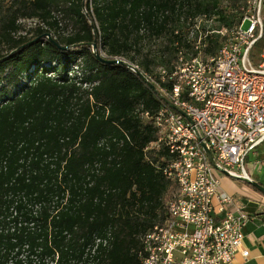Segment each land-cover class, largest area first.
<instances>
[{
	"label": "trees",
	"instance_id": "trees-1",
	"mask_svg": "<svg viewBox=\"0 0 264 264\" xmlns=\"http://www.w3.org/2000/svg\"><path fill=\"white\" fill-rule=\"evenodd\" d=\"M248 1L0 0V264H140L179 193L168 151L149 149L167 104L107 61L162 82L200 36L217 55Z\"/></svg>",
	"mask_w": 264,
	"mask_h": 264
},
{
	"label": "built area",
	"instance_id": "built-area-1",
	"mask_svg": "<svg viewBox=\"0 0 264 264\" xmlns=\"http://www.w3.org/2000/svg\"><path fill=\"white\" fill-rule=\"evenodd\" d=\"M244 12L239 26L220 32L228 39L214 57L203 59L200 36L196 56L180 55L172 74L157 69L162 82L146 76L159 99L190 120L167 103L152 117L160 137L149 149L168 151L158 168L179 193L167 205L165 224L142 238L140 264H237L238 254L248 259L244 228L250 216L221 189L223 177L252 181V168L264 167V161L247 165L264 144V0H249ZM167 79L171 87L162 85Z\"/></svg>",
	"mask_w": 264,
	"mask_h": 264
},
{
	"label": "crops",
	"instance_id": "crops-1",
	"mask_svg": "<svg viewBox=\"0 0 264 264\" xmlns=\"http://www.w3.org/2000/svg\"><path fill=\"white\" fill-rule=\"evenodd\" d=\"M254 163V162H251ZM252 168V167H251ZM253 169V180L262 184L264 186V180H259V178H254L256 172L261 173L264 169L257 168ZM239 181L231 180L226 177L222 178L221 189L233 195L239 200L243 205V199L246 197H251L253 200L261 203L262 210L264 211V198L261 192L252 187L251 185L241 186L238 184ZM257 190V191H256ZM262 194V195H261ZM245 206V205H244ZM250 216V221L244 228L245 242L244 247L249 252L248 259H245L242 254H238L236 257L237 264H264V224L254 221L252 216ZM257 219L264 221V213L261 212L256 215Z\"/></svg>",
	"mask_w": 264,
	"mask_h": 264
},
{
	"label": "rangeland",
	"instance_id": "rangeland-1",
	"mask_svg": "<svg viewBox=\"0 0 264 264\" xmlns=\"http://www.w3.org/2000/svg\"><path fill=\"white\" fill-rule=\"evenodd\" d=\"M55 16H56L57 20H59L60 26L63 27V29H64V30H61V33H63L64 35L71 34L73 32V26L71 24H69L67 27H65V22L62 21V15L56 13ZM22 24L24 26L23 34H27L28 31H32L33 29L36 28V26L38 25V21H32V20L22 21ZM158 44H159V42H157L156 48H157ZM0 51H2L3 54L8 53V50L6 49V47L0 46ZM102 54L104 57H107V55L104 53V50H102ZM255 161H264V144L258 148V154L251 155L249 157V159L247 160V165L249 163L255 162ZM254 178H259V180H264V169L261 173L256 172L254 175ZM238 184H240L241 186L248 185L247 183L242 182V181H239ZM262 196L264 198V195H262ZM243 203L245 205V209H246L247 213L252 216L254 221L259 222L261 225L264 224V221L261 219H257V216H256L257 214H259L261 212L264 213V211L262 210V207H261L262 204L253 200L251 197L244 198Z\"/></svg>",
	"mask_w": 264,
	"mask_h": 264
},
{
	"label": "water",
	"instance_id": "water-1",
	"mask_svg": "<svg viewBox=\"0 0 264 264\" xmlns=\"http://www.w3.org/2000/svg\"><path fill=\"white\" fill-rule=\"evenodd\" d=\"M96 50H97V45L95 44L94 45V53L96 52ZM97 57L100 59V60H102V61H104L102 58H101V56H99V55H97ZM108 63H110V64H120V65H124V66H127L128 68H130L131 70H133L141 79H142V81L143 82H145L149 87H150V89L156 94V95H158L159 97H161L160 96V94H159V91L157 90V88L153 85V84H151L150 82H149V80L147 79V77L140 71V70H138L134 65H132V64H129L128 62H126V61H124V60H121V59H114V60H108L107 61ZM163 99V98H162ZM167 104H169L174 110H176L178 113H180V114H182L184 117H186L188 120H190L186 115H185V113H183L182 111H180L178 108H176L175 106H173V105H171L170 103H169V101H167L166 99H163ZM204 149L206 150V152H207V154H208V156H209V158H210V161L212 162V164L213 165H215V163H214V159H213V156H212V153L209 151V150H207L206 148H205V146H204ZM241 181L242 182H245V183H248L249 185H251L252 187H254L255 189H257L259 192H261L262 194H264V186L262 185V184H260V183H258V182H256V181H254V180H252V181H250V180H247V179H241Z\"/></svg>",
	"mask_w": 264,
	"mask_h": 264
}]
</instances>
